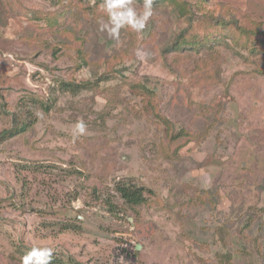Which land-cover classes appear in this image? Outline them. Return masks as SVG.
I'll return each mask as SVG.
<instances>
[{
    "label": "rangeland",
    "instance_id": "obj_1",
    "mask_svg": "<svg viewBox=\"0 0 264 264\" xmlns=\"http://www.w3.org/2000/svg\"><path fill=\"white\" fill-rule=\"evenodd\" d=\"M101 4L0 0V264L33 244L51 264H264V0H155L118 41ZM118 180L144 188L137 221Z\"/></svg>",
    "mask_w": 264,
    "mask_h": 264
},
{
    "label": "trees",
    "instance_id": "obj_2",
    "mask_svg": "<svg viewBox=\"0 0 264 264\" xmlns=\"http://www.w3.org/2000/svg\"><path fill=\"white\" fill-rule=\"evenodd\" d=\"M177 10L180 11L181 14H184L185 16L187 15V17L189 18L188 20L190 22H192V18H193L192 13L188 12V8L186 10L184 7L181 6V8H179V6H178ZM58 13H60V12H58ZM49 16H50V25L51 26L54 25L53 28H56L58 26L59 19H58V23L55 25L56 16H54V14H51ZM64 16H65L64 14L60 15L61 20L62 19L65 20ZM239 31L241 33H243V36L241 38H240V36L238 37L240 40L241 46H245V48H247L248 43L245 41H247V37L252 38L253 35L257 34V32H258L257 24L253 25L251 28L241 29ZM183 33L180 34V38H178V40H176L174 43H172V45L170 47H168L169 50H167V55L168 54L173 55V53L176 51L181 52L179 50L182 49V45H183L182 43L185 42L184 45H188L186 43H190L189 41H187L186 39L184 40L183 37H181V35H183ZM186 34H187V31H186ZM250 45H252V44L250 43ZM255 45H258V47L261 49V51H264V38L258 39V43ZM174 60H177L176 56H174L173 61ZM197 69L200 70V65L197 66ZM81 85H85V84H74V83H67L66 82L63 84V89H66L67 91L73 92L74 90L80 89L82 87ZM131 87H134L136 92H137V90L141 91L142 88H144L147 92H150L149 89L145 85L141 86V84L133 83L131 85ZM162 118H163V123L166 126V129H165L166 135L168 136L169 140L185 143L187 141H190L191 139H194V135L189 136V129L188 128L183 127L182 125L180 128H176L173 126V123L171 121H169L168 119H166L164 117H162ZM24 129H25V125H22L20 130H24ZM20 130H17V131H20ZM178 145H176V147H178ZM175 150L176 149H172L173 152ZM114 191L120 197V199L123 200V203H125L126 207L129 210H131V213H132L134 219L137 221V209H136V207L141 205L145 200L144 188L133 183V182L127 181V180H118L114 185ZM197 198L199 199L200 202H204L206 205H209V204L214 205L213 195L210 192V190H204L202 193H198ZM107 205L109 207H113V208L116 207L115 203H112L110 201H107Z\"/></svg>",
    "mask_w": 264,
    "mask_h": 264
},
{
    "label": "clouds",
    "instance_id": "obj_3",
    "mask_svg": "<svg viewBox=\"0 0 264 264\" xmlns=\"http://www.w3.org/2000/svg\"><path fill=\"white\" fill-rule=\"evenodd\" d=\"M155 0H144L143 10L137 11L133 6V0H102L101 9L107 14V21L100 23V30L106 31L109 38L119 40L120 30L125 27L133 31L142 32L153 14ZM136 57L143 61L150 53L141 48L136 49ZM86 132L84 121L78 120L75 125V133L83 135ZM53 249L47 246L33 244L21 257V264H51Z\"/></svg>",
    "mask_w": 264,
    "mask_h": 264
}]
</instances>
